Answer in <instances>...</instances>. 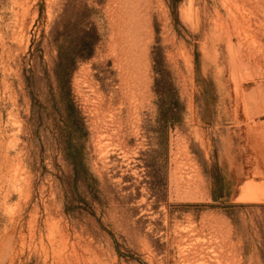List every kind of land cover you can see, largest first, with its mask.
<instances>
[{
	"label": "rangeland",
	"instance_id": "374dc122",
	"mask_svg": "<svg viewBox=\"0 0 264 264\" xmlns=\"http://www.w3.org/2000/svg\"><path fill=\"white\" fill-rule=\"evenodd\" d=\"M0 264H264V0H0Z\"/></svg>",
	"mask_w": 264,
	"mask_h": 264
},
{
	"label": "bare ground",
	"instance_id": "6f19581e",
	"mask_svg": "<svg viewBox=\"0 0 264 264\" xmlns=\"http://www.w3.org/2000/svg\"><path fill=\"white\" fill-rule=\"evenodd\" d=\"M249 185V184H248ZM249 187V186H248ZM252 188H254V187H252ZM244 190H245V188H244ZM248 191V190H247ZM249 192V191H248ZM256 193V192H255ZM258 193V192H257ZM263 194V193H262ZM261 195V194H260ZM254 197H256V196H254ZM253 198V197H252ZM254 199V198H253Z\"/></svg>",
	"mask_w": 264,
	"mask_h": 264
}]
</instances>
